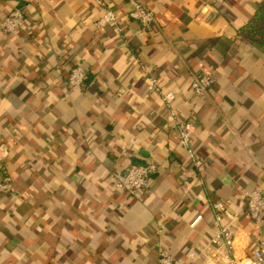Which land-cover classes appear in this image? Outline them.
Instances as JSON below:
<instances>
[{"label": "crops", "instance_id": "crops-1", "mask_svg": "<svg viewBox=\"0 0 264 264\" xmlns=\"http://www.w3.org/2000/svg\"><path fill=\"white\" fill-rule=\"evenodd\" d=\"M142 1L158 18L150 31L129 0H0V20L16 6L27 20L0 32V152L13 182L0 193V264H160L161 249L234 264L264 240L246 196L264 191V52L241 34L263 0ZM107 9L118 27H96ZM78 64L89 74L73 89ZM202 73L215 84L198 96ZM178 120L193 123L201 168ZM150 160L158 170L141 193L116 187ZM224 227L233 248L213 242Z\"/></svg>", "mask_w": 264, "mask_h": 264}, {"label": "built area", "instance_id": "built-area-1", "mask_svg": "<svg viewBox=\"0 0 264 264\" xmlns=\"http://www.w3.org/2000/svg\"><path fill=\"white\" fill-rule=\"evenodd\" d=\"M103 3L102 0H98ZM131 8L128 11L129 17L136 21L142 30L150 31L157 26L158 18L155 11L150 8L142 0H129ZM219 2L223 0H212ZM26 13L20 6L14 7L4 18L0 20V32L12 34L22 28L26 24ZM96 27L104 28L108 25H115L118 27V19L116 13L107 9L102 18L95 23ZM89 70L85 66L78 64L74 66L69 74L68 82L71 88L79 89L84 86L88 79ZM159 82L157 79H152L150 88L159 90ZM215 79L209 73H202L194 76L192 80V88L198 96H203L209 92L214 86ZM174 91H168L163 94V99L167 104H171L176 99ZM177 128L179 132L180 143L188 148L191 158L198 168L203 166V160L197 156L190 147L191 138L193 135V123L189 120H178ZM4 154L0 152V193H9L13 188L11 176L5 173L2 164ZM158 170V164L153 161H146L144 163H133L125 170L124 175L119 178L115 185L117 188L126 191L130 195H137L146 189L152 180L153 175ZM248 214L255 221L259 222L264 218V191L256 188L246 193ZM215 211V219L218 224L223 219V212L226 209V203L218 201L213 205ZM202 215H198L191 223L194 227L200 220ZM225 242L230 248H233L235 237L233 231L228 227L221 229L220 233L213 239L214 243ZM160 264H187L175 256H173L167 249H161L159 253ZM234 264H264V240L258 238L255 242V247L252 254L242 259L241 261H233Z\"/></svg>", "mask_w": 264, "mask_h": 264}, {"label": "trees", "instance_id": "trees-1", "mask_svg": "<svg viewBox=\"0 0 264 264\" xmlns=\"http://www.w3.org/2000/svg\"><path fill=\"white\" fill-rule=\"evenodd\" d=\"M242 37L264 52V0L258 5L252 19L242 28Z\"/></svg>", "mask_w": 264, "mask_h": 264}, {"label": "water", "instance_id": "water-1", "mask_svg": "<svg viewBox=\"0 0 264 264\" xmlns=\"http://www.w3.org/2000/svg\"><path fill=\"white\" fill-rule=\"evenodd\" d=\"M137 163H140V162H137Z\"/></svg>", "mask_w": 264, "mask_h": 264}]
</instances>
